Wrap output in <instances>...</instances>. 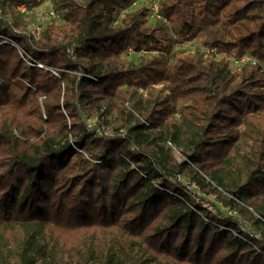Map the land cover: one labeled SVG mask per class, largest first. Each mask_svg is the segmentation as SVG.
Returning a JSON list of instances; mask_svg holds the SVG:
<instances>
[{
  "label": "trees",
  "instance_id": "obj_1",
  "mask_svg": "<svg viewBox=\"0 0 264 264\" xmlns=\"http://www.w3.org/2000/svg\"><path fill=\"white\" fill-rule=\"evenodd\" d=\"M23 1L0 0V264H264V70L225 57L264 61V0H159L152 26L55 0L38 35Z\"/></svg>",
  "mask_w": 264,
  "mask_h": 264
},
{
  "label": "rangeland",
  "instance_id": "obj_2",
  "mask_svg": "<svg viewBox=\"0 0 264 264\" xmlns=\"http://www.w3.org/2000/svg\"><path fill=\"white\" fill-rule=\"evenodd\" d=\"M27 1H29V0H27ZM27 1H23L26 3H30V8H28L27 11H21L19 9L20 3L17 5L16 10L19 12L21 19L25 20L27 22V31H29L30 33H32V29L35 28L36 26H40V28L42 30V28L44 26H46V24L52 23L54 21H60L59 12L55 7V0L52 3L37 2L36 0L29 1V2H27ZM139 7H144L148 10V14H149L148 26L154 25V23L159 18L158 14H157V10H159V15H160L159 0H135L132 3V5L129 7V10H134L136 8H139ZM53 10L55 11L54 14L52 13ZM189 47H190V45H188L186 43L181 44L180 42H175V43H173L172 51H177L180 48H189ZM142 53H143V55L151 56L153 54H158L159 52L156 50H154V51L142 50ZM246 53H249V52H246ZM219 57H221V55H219ZM225 57L227 58V57H229V55H225ZM257 63H260L263 66V70H264V61H259ZM231 64L234 67L240 66V65L234 64L232 62H231ZM41 67H43V66H41ZM154 86L159 88V85H154ZM90 123L93 124L94 120L90 119ZM112 124H113V122H110L109 124H105V128L108 132L111 131V125ZM191 188H192V190H194L193 187H191ZM203 202L204 201L202 200V203ZM205 205L212 208V205H210L207 201L205 202ZM221 208L224 211H228L226 208H223V207H221Z\"/></svg>",
  "mask_w": 264,
  "mask_h": 264
},
{
  "label": "built area",
  "instance_id": "obj_3",
  "mask_svg": "<svg viewBox=\"0 0 264 264\" xmlns=\"http://www.w3.org/2000/svg\"><path fill=\"white\" fill-rule=\"evenodd\" d=\"M29 1H33V0H29ZM27 1V2H29ZM37 2H48V3H52L54 0H36ZM28 8H30V3H26V2H21L20 5H19V9L21 11H27ZM52 13L54 14L55 11L53 10ZM157 14H158V17L160 16L159 15V10H157ZM41 31V28L40 26H36L35 28L32 29V33L35 34V35H38ZM203 50L210 54V55H216L217 58H220L214 49H210V48H206L204 47ZM232 63L234 64H238V65H241V64H257V62H259V60L253 56L252 54H249V53H243V54H240V55H231L229 57H227ZM40 66H43V64H39Z\"/></svg>",
  "mask_w": 264,
  "mask_h": 264
}]
</instances>
